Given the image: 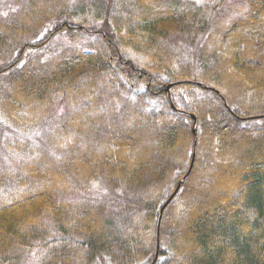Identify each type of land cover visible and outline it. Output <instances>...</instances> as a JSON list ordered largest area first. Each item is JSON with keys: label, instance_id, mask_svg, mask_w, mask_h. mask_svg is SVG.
Returning a JSON list of instances; mask_svg holds the SVG:
<instances>
[{"label": "trees", "instance_id": "obj_1", "mask_svg": "<svg viewBox=\"0 0 264 264\" xmlns=\"http://www.w3.org/2000/svg\"><path fill=\"white\" fill-rule=\"evenodd\" d=\"M42 1L31 0L28 38L0 28V115L9 130L4 136L0 125V159L5 150L9 159L0 175V264H264V0H201L205 12L185 16V2L157 11L154 0H122L106 30L85 23L87 15L103 18L102 0H66L60 8L46 0L53 2L38 16ZM212 18L211 37L224 34L221 50L194 86L207 96L195 108L211 119L215 140L200 146L192 135V154L206 152L164 210L157 238L161 204L186 163L171 143L190 148L182 137L187 111L172 110L171 98L170 109L134 100L143 96L145 72L155 71L146 67L153 62L170 74L175 52L185 51L176 44L205 35ZM226 57L246 91L260 92L259 105L247 103L253 91L230 103L219 87V77L236 87ZM150 82L159 85L157 77ZM232 129L253 137L238 144L245 156H231L235 182L219 185L209 176L217 172L214 156L234 145Z\"/></svg>", "mask_w": 264, "mask_h": 264}, {"label": "rangeland", "instance_id": "obj_2", "mask_svg": "<svg viewBox=\"0 0 264 264\" xmlns=\"http://www.w3.org/2000/svg\"><path fill=\"white\" fill-rule=\"evenodd\" d=\"M102 1L105 3L103 15H102L103 18L101 19V17H100V19L97 20V19H95L94 16L87 15L85 17V23H86L87 27H89V28H92V27L93 28H100V30L108 29V27L104 25V22H107L109 24L108 20H111V16L116 15V13L114 12V10L112 8L115 6V3L122 2V0H102ZM132 1L133 0H130L129 2H132ZM199 1H201V0H175V3H177L179 5L180 4L179 2H185L188 5L187 7L186 6H184V7L180 6V9H179L180 10L179 12H182V14H184V16H185L187 14L186 11L189 12V11H194V10L200 9V11L202 13L205 12V8L202 6V4H200ZM44 2H46V0L42 1V3L41 2L37 3V5H38L37 6L38 16L42 12V10H43V12H46L47 11V9H46L47 5L51 4L53 1H49V2H47V4H45ZM62 2L66 3V0H56L55 8L56 7L60 8L61 7L60 5L62 4ZM81 2H83V0H81ZM192 2H193V4L190 7V3H192ZM150 6H151V8H153L154 10H157V11H158V9H159V11H162V10L167 9V8L171 11L173 4H172L171 0H163V1L154 0L151 2ZM32 9L33 8H32L31 0H0V28L3 26H6V27L8 26L11 29H13L15 34L16 35L18 34L19 37L24 36V37L28 38V36H30L29 34L32 33V28H33L31 26V24L34 20ZM97 11L100 12L101 10L98 9ZM54 13L55 14L53 16H55L56 18H59L58 14L56 15V10H54ZM104 19H106V20H104ZM228 20L229 19H225L224 22L228 23L229 22ZM213 21H217V18L211 19L210 22H212V23H210V25L208 27H206V31H205L206 34L203 35L202 37L197 36V37L193 38V36H192L191 38L184 40L181 44H176V46L183 47L185 49V51L175 52V56L177 58L173 57L172 61H171L172 56L168 57V60L171 61L170 63H168V65L172 67L170 74H167L166 73L167 71L160 68L158 64H157V66L152 67L153 62L151 63L152 65H150L149 68L146 67L147 71H150L152 69H154L155 71L152 74L150 72H145V76L149 73V77H148V79H147V77H145L143 79L141 87H140L143 89V91H142L143 96H141V101L140 100H137V101L134 100V103L137 104L139 107H143L145 104V106H147V107L151 106V107H157V109L158 108H166V109L169 108L170 109L167 101H168V99L170 100V98H171L173 100V104H174V105L172 104L173 106H176L180 110H186L187 111V114L184 115L185 118H182L186 127H185L184 131H183V129L180 128V131L186 132V134L185 133L182 134V137H183V141H185L187 139L186 147H188V145H189L190 148L188 151L186 148V150L184 152L182 150L184 147L179 149V143H181V142L179 139L176 141V137H175L176 142L171 143V147H174V149H178V154H179L178 159L184 156V158L186 159L185 160L186 163L183 166L179 167L181 169V172H180L181 175L179 173L177 175L178 179L175 176V180H173L170 183V186L174 190L162 202L161 207L173 195L177 186L179 184L181 186V184L185 181V179L188 176H190L193 172V169H192L190 174L183 180V178L185 177V174L189 168V164H190L191 157H192L193 141H191V138H192V135H194L192 133V130H194L196 133L195 135H198L199 139L202 140L201 141L202 143H199L200 146H202L206 137H207V139L210 138V141H208V143H212L213 139L215 140V135L213 132H211L212 129L207 127L208 124H212V123H209L211 121V119H209L207 117V121H205V119L198 117V115H200V113H198V115H197L198 111L196 112V108H195L196 103L203 98H207V96H206V94L202 93V91L198 90L200 88L197 89L194 86L195 82H197L199 80L198 77H200V75H201L199 70L204 69V63L208 64V62L210 60L213 61L216 56L217 57L219 56L218 53H216V50H221L218 43H220L223 40L224 34H223V37L221 38L222 35L220 33L221 39H219V37L215 38V36L211 37L213 31L216 30V28L214 26V25H216V22H213ZM24 23H25L26 30H25V32L21 33L20 29L22 28ZM222 25H223L222 30L224 31L225 27L228 25L227 24H222ZM5 34H8V32H5ZM40 37H41V32L38 31L36 33L34 39L39 40ZM58 39L59 38L57 37L54 40L59 42ZM81 41H85V39H82ZM29 42L33 43L35 41L31 40ZM60 42H63L64 45H66L65 44L66 42L64 40H61ZM197 45H199L198 51H197V47H196ZM17 51H19V50H17ZM128 53L132 56L136 55V53L133 51H131V52L128 51ZM150 54L145 53V55H148V56ZM162 56L165 57V55H162ZM135 57L137 59H139L140 61H143V62H145V60H146V57H144V56H137L136 55ZM221 58H223V57L221 56ZM224 61H225L226 66L229 67V70L227 71V75L229 73L230 76H233L230 82L236 83V87L235 88L226 87L227 85H224L222 83L223 79L220 80V77H219V87L222 88L224 92H228V94L227 93L226 94L230 98H232L230 100V103L236 104L237 101L242 99V96L244 98V96H247L253 90L246 91V89L249 88V85L241 84L239 79L235 75H233L234 73H233V70H231V68H230V62L228 61L227 57L224 59ZM164 64H166V63H164ZM216 64H217V66H220V69L223 67V62H221V61L217 62ZM141 67L143 69L142 65H141ZM231 67H232V64H231ZM220 72H221V70H220ZM158 74H161V76L158 77ZM154 77L158 78L159 85H156V84L152 85L151 84L150 78H154ZM139 78H141V77H139ZM146 80H148V82ZM226 80H227V78H226ZM208 83L209 82L206 81L207 85H209ZM234 83H232V84H234ZM212 88L214 89L213 86H210L209 89L212 90L214 93L219 94L218 90H216V89L213 90ZM145 89L148 91L146 92ZM27 92H29V91H27ZM254 92H256V90H254L253 93L250 94L251 99H250V102H247V103H253V101H254V103L256 105L257 104L259 105L260 100H258V98L260 96H257V95L260 94V92L259 93H254ZM261 95H262V92H261ZM209 96L211 97V95H209ZM57 108L58 109L56 111L58 114L61 113L62 110H64V108L59 107V106ZM50 111H51V109H50ZM203 111H205V109ZM190 115H193L196 118L195 122H193V120L190 118ZM252 116H255V115H252ZM2 121H4V122H2ZM47 121H48L47 118L41 119V121L39 122V126H40V124L46 126ZM0 125L3 129L4 136L6 135L8 137L9 130H8V122H7L6 116L0 115ZM38 129L41 130V129H43V127L38 128ZM236 133L239 134V136ZM218 134H223V133L219 132ZM233 134L237 135V136L234 137ZM227 135L229 137H231V139L234 138L233 139L234 145L230 146L229 148H227V146H223V148H221V153L219 155L214 156L215 157L214 161L215 160L216 161H215V166H213V170H216L217 172H215L214 174H211L209 176L210 177L209 179H211L213 176L217 175L218 177L216 176V178H217L216 181L219 183V185L221 183L227 185L228 183H230V181L235 182L233 176L235 174L237 176L239 173L236 170L232 174L230 173L234 169L233 159L231 156H238V155H241L242 157L245 156L246 152L243 153L244 151L238 147V144L240 143V144L247 145V144H249V141H247L246 139L249 140V138L253 137L250 134H248L246 136H243V137H245V139L241 138L240 132L239 131L237 132L234 129L230 130L227 133ZM172 138H173V136H171V139ZM232 147L234 150L232 149ZM204 152H206L205 148H204ZM204 152L203 151L199 152V155H196L195 161H197V163H198V161H200V159L203 158ZM248 152H249V150L247 151V154L249 155ZM5 154H6V150L4 153V157H2L0 159V175H3V172L1 169L3 166L7 165V162H8L7 160H9V159L5 158ZM199 156H200V159L198 158ZM258 158H260V157L258 156ZM201 162H200V164H201ZM204 168L210 169V167H208L207 165ZM5 173L6 172L4 171V174ZM191 183H193V182L191 181ZM7 186L8 185H5V187H7ZM179 188H181V187H179ZM0 198H1V196H0ZM66 201H68V200H66ZM171 201H173V200L171 199L170 202L168 203V205H170ZM167 206L165 207V209L167 208ZM162 216H163V214H162ZM161 220H162V217L160 219V223H161ZM158 254L155 256L154 261L158 257Z\"/></svg>", "mask_w": 264, "mask_h": 264}, {"label": "water", "instance_id": "obj_3", "mask_svg": "<svg viewBox=\"0 0 264 264\" xmlns=\"http://www.w3.org/2000/svg\"><path fill=\"white\" fill-rule=\"evenodd\" d=\"M171 109L172 110H175V108H174V106L172 105V103H171ZM190 118L193 120V122H195L196 121V118L193 116V115H190ZM192 133L194 134V136H195V131L194 130H192ZM195 158H196V154L195 153H193L192 154V157H191V161H190V164H189V168H188V170H187V172H186V174H185V177L183 178V180L190 174V172L192 171V169H193V166H194V163H195ZM179 187H180V184L177 186V188L175 189V191H174V193H173V195L162 205V207H161V209H160V211H159V216H158V218H159V221H158V223H157V228H156V231H157V238H158V236H159V228H160V219H161V217H162V214H163V211H164V209H165V207L168 205V203L170 202V200L176 195V193L178 192V190H179ZM157 251H158V246H157Z\"/></svg>", "mask_w": 264, "mask_h": 264}, {"label": "bare ground", "instance_id": "obj_4", "mask_svg": "<svg viewBox=\"0 0 264 264\" xmlns=\"http://www.w3.org/2000/svg\"><path fill=\"white\" fill-rule=\"evenodd\" d=\"M192 114V113H191ZM251 118V117H250Z\"/></svg>", "mask_w": 264, "mask_h": 264}]
</instances>
